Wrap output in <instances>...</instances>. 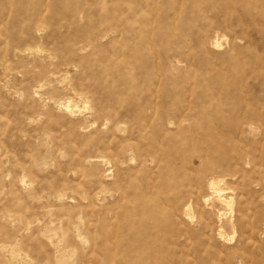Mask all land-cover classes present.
<instances>
[{"label": "rangeland", "instance_id": "374dc122", "mask_svg": "<svg viewBox=\"0 0 264 264\" xmlns=\"http://www.w3.org/2000/svg\"><path fill=\"white\" fill-rule=\"evenodd\" d=\"M207 23L218 48L196 39ZM175 51L181 63L168 73ZM237 72L257 106L264 0H0V264H264V122L250 131L237 119ZM168 130H211L217 154L239 145L252 161L200 183L194 152L182 168L178 150L163 152ZM169 166L187 181L168 193ZM157 199L165 225L146 243L123 242L150 225L142 212ZM151 248L159 257L145 256Z\"/></svg>", "mask_w": 264, "mask_h": 264}, {"label": "bare ground", "instance_id": "6f19581e", "mask_svg": "<svg viewBox=\"0 0 264 264\" xmlns=\"http://www.w3.org/2000/svg\"><path fill=\"white\" fill-rule=\"evenodd\" d=\"M15 21H14V24H15ZM32 21L33 19L30 20V24H28L29 21L26 22L28 24V27L25 28V30L19 29V32L21 33L20 35L17 36L18 38H16V40L18 41L23 40L24 37L26 38L33 31ZM24 22L25 21H23L22 24H24ZM27 24L25 26L23 25L22 26L26 27ZM206 26L208 30L207 28H205V30L200 31L196 39L199 41L200 44L204 46L207 45L212 48H218L219 46H221L219 44V41L217 40V37L215 39V34H217L218 29L215 28V26L212 23L210 24L207 23ZM42 31H43L42 29L36 28V30H34V33L38 36H41ZM88 33L89 32H86V35H89ZM75 37L76 36H74V38L70 37L68 40L69 41L68 43L70 45L69 47L72 48L70 51L71 54L75 50H77L75 46L76 44ZM182 55L183 54H181L180 52H176V51L173 52V55L170 58L171 59L169 63L170 67L168 66V69L170 72L168 73H173L175 72L173 70H178L177 66L178 64L181 63ZM109 69L114 70L112 65L109 66ZM237 71H241V70H237ZM248 76L249 74L246 72H237L235 78L231 81L232 91L234 92L233 111L236 114L237 119H240L239 122L241 123V126L243 127V129H249L250 131H252L253 127L255 128L258 122L260 123L264 122V100L258 101L257 106L253 105L252 100L249 99L250 90L247 87V83H246V81L248 80ZM115 79L118 83H122V82L130 83L132 88H135L137 86V84L133 81V79H128L121 75L116 76ZM141 88L144 91L151 90L149 87H141ZM83 100L89 103L87 98L83 97ZM117 101L120 103V99H118ZM72 102H74V100L66 101V103L63 106L65 108V111H67L68 113L70 112L71 114H74L76 112L74 108H77V105L72 104ZM86 108L89 109L90 106ZM96 114L97 115L103 114V117L105 119H109V116L106 115L102 109H98L96 111ZM158 131L159 133H161L162 130H158ZM158 131L154 130V134L155 135L157 134L158 136H160ZM193 133H194V135L192 134L193 136L190 135L191 137H188L187 135H173V133L168 130L167 132H165L164 134L162 133L161 135V136L165 135V138L167 139L168 144L167 146H165V145H162V144H165L162 142V144L160 143L161 144L160 146L161 147L165 146V148L163 147L164 148L163 152H166V153H169L170 151H173V150L179 151V153H176L174 155L178 154L179 157L181 158V159L178 158L179 161L182 162L180 166L181 168L184 167L186 163L191 162V160L193 159L191 153L194 152L195 153L194 159L196 158L201 165H204L206 167V170L201 174L198 180L200 183L209 182L210 181L209 177L212 176V174H216L218 169L226 170L233 166L238 167L239 165L249 164L252 161L250 155L244 152L242 148H240L239 145L234 146V148L232 149V154H228V153L226 154L224 152L217 154V152L221 150L220 148L221 143H219L218 137L214 136L211 130H194ZM155 140H158L156 139V136L154 139L150 141V143L154 147H159V145H157V141ZM172 144H174L175 146L172 147L171 146ZM169 154L170 156H172L171 153ZM149 156L152 158L153 162H156L157 157L155 156V154L154 155L150 154ZM167 169H169V171H171L174 174V176H171V177L170 176L163 177V180L167 187V192L169 193L177 188L183 187L187 179L179 171L174 172L173 171L174 169L171 166H169V168ZM210 189H211L212 195L215 198H217L219 201L223 203H227L228 205L232 206L233 201L232 200L228 201L226 199L225 194H223L222 190L220 188L215 187L214 183L211 184ZM146 206H145L146 210L144 212L140 211L138 214L140 215L143 213V215H145L146 218H149L150 225L147 228H145L143 231H140V230L130 231L129 230L128 233L127 232L124 233L121 238L123 242L128 243L131 240H137L140 243H143V242L146 243V240L153 238V233L150 229L157 228L160 225L161 226L165 225L164 224L165 212L167 208H164V206L161 203H159V199L154 200L151 203H149L148 201ZM77 220H78V223L74 224L76 228L75 235L76 237L81 239L84 245H86L88 241L82 240V234L79 233L80 231H82L81 225H83V221L81 218H78ZM63 235H65L64 232H63ZM148 243H150V241H148ZM159 254H161L159 249L151 248V249L145 250V256L147 257L148 256L159 257Z\"/></svg>", "mask_w": 264, "mask_h": 264}]
</instances>
